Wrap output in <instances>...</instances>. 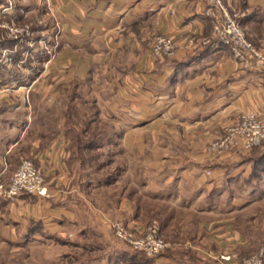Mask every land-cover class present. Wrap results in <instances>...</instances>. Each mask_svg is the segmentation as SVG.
I'll return each instance as SVG.
<instances>
[{"label": "crops", "instance_id": "0c3cea01", "mask_svg": "<svg viewBox=\"0 0 264 264\" xmlns=\"http://www.w3.org/2000/svg\"><path fill=\"white\" fill-rule=\"evenodd\" d=\"M223 2L250 41L264 48V0ZM208 7L209 0L28 2V17L40 9L43 22L49 19L59 30L57 52L37 76L0 75V181L8 182L21 161L31 160L45 177L48 196L0 199V264H68L67 246L79 244L91 229L111 246V221L88 204L85 164L77 158L78 152H97L99 162L98 146L76 144L89 130L71 128L68 98L75 109L91 104L108 121L116 115L124 121L121 147L129 159L115 173L119 178L108 180L114 186L128 181L139 191L135 196L123 189L111 216L133 227L148 225L143 217L161 218L170 247L149 260L220 264V254L240 262L264 249V147L239 156L206 152L242 114L264 116V72L241 69L227 47L187 51L179 45L174 58L153 55L159 35L178 44L185 35L210 37ZM16 68L18 63L0 66ZM93 248L101 254L100 245ZM112 250L117 255L106 260L76 262L145 263Z\"/></svg>", "mask_w": 264, "mask_h": 264}, {"label": "rangeland", "instance_id": "374dc122", "mask_svg": "<svg viewBox=\"0 0 264 264\" xmlns=\"http://www.w3.org/2000/svg\"><path fill=\"white\" fill-rule=\"evenodd\" d=\"M14 1L15 6L13 5L7 11H4L3 8L5 7V3L3 0H0V66L5 63H8V65L18 63L19 66V68H16L17 71L12 70V72H9L6 69L5 71L0 70V75H3L2 79L4 80L9 79L12 75L15 76L14 74H17V78L20 80L25 79L27 75L29 77L37 76L42 65L52 60L57 52L53 50L57 47L56 44L58 43L57 36L59 30L56 29L49 19L44 20L43 22L42 10L40 9L34 17L27 16L28 2L32 0ZM10 28L17 29V32L12 33ZM257 46L262 48L259 45ZM66 101L68 115L72 117L71 128L89 130L85 139L83 138L82 142H76V144H79L80 148H85L86 145L93 144V147L95 146V148L98 146L97 150L99 151V162L95 161L97 158L96 150L95 154H91V152L86 153L85 151H83V154L78 152L77 158L79 159V157H81L79 160L82 161L83 159L85 164V167L82 168L81 172L84 196L86 197L88 204H91L93 207H96L98 211H100V215L104 221L107 220L111 221V223H116L118 221L115 222L111 213L118 200L120 201L123 189H126L128 194H133L135 196L139 191V186L131 185L128 181L124 182V184L114 186L110 184V181L108 180L109 178H119L120 174L115 175V173L119 171L122 172L124 169H121V164L129 159L127 156L128 152L121 147L123 139L121 131L123 130L124 121L117 118L118 115H116L114 121H108L106 119L105 112L101 113L100 109L98 112L96 107L91 104H87L83 107L78 104L77 109H75V102L71 103L69 98ZM62 103V106H65V101ZM69 105H71V107ZM39 108L41 109L42 105H40ZM263 147L264 145L262 148ZM88 150H90V148ZM98 163L99 165L100 163L103 165L100 171L95 169ZM104 164H113V167L115 168H104ZM227 187L229 190L231 189V191H233L231 186ZM230 202L232 201L228 202L230 208H232ZM233 207L236 208L235 204ZM160 220L161 218L159 217L141 218V221L147 224L157 221L160 225ZM126 221V218H124V220H121L120 223L129 227L135 226L133 224L126 223ZM108 232L109 231H106V234L109 239ZM86 238L90 241L86 242ZM74 240L77 241L78 239L74 238ZM108 241L111 246H107L105 241L98 239V235L91 229L88 230V235H84V238L80 237V245L72 244L73 246H67L68 248L63 256H66L68 264H76V261L90 262L89 259H95L98 257H102L106 260L108 255L110 256L115 252L112 249L116 250L117 253L119 252L120 255H127L130 258L137 255V252L120 242H113L112 240ZM97 244L102 248L100 249L102 251L101 254L95 253L96 248L92 249V247L97 246ZM85 247L87 249H85ZM57 254L59 253L56 252V255ZM114 254L117 255L116 253ZM139 256L141 257L137 260V262L144 261V264H155L154 261L149 260V258L147 260L144 255ZM167 264L172 263L167 262Z\"/></svg>", "mask_w": 264, "mask_h": 264}, {"label": "built area", "instance_id": "2783aa9c", "mask_svg": "<svg viewBox=\"0 0 264 264\" xmlns=\"http://www.w3.org/2000/svg\"><path fill=\"white\" fill-rule=\"evenodd\" d=\"M4 11L13 5L14 0H3ZM211 20L212 34L208 38L195 35H185L178 44L174 39L159 35L154 40L153 55L156 57L174 58L178 46L187 51L208 48L227 47L233 59L243 70L264 72V48H259L250 41L246 30L223 0H209V7L204 12ZM17 32V29L10 28ZM264 145V116L254 113H244L232 125L225 128L221 137L212 141L206 152L209 155L220 156L224 153L246 155ZM207 175H210L207 172ZM34 196L45 198L48 196L43 173L35 167L31 160L20 162L16 171L6 182L0 181V199L8 202L16 201L20 196ZM109 240L120 242L133 251L144 254L149 259L160 257L170 247L162 236L157 221L143 227H129L120 222L109 223ZM209 257H212L209 255ZM220 264H264V249L238 262L231 254H220L216 258Z\"/></svg>", "mask_w": 264, "mask_h": 264}, {"label": "trees", "instance_id": "16d2710c", "mask_svg": "<svg viewBox=\"0 0 264 264\" xmlns=\"http://www.w3.org/2000/svg\"><path fill=\"white\" fill-rule=\"evenodd\" d=\"M80 151H81V150H80ZM79 159H81V157H79ZM82 161H83V159H82ZM137 255H142V256H143L144 254H142V253H138V252H137ZM144 257H145L146 259H148L145 255H144Z\"/></svg>", "mask_w": 264, "mask_h": 264}]
</instances>
